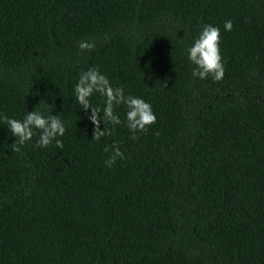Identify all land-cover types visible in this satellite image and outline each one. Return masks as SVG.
<instances>
[{
  "label": "trees",
  "instance_id": "16d2710c",
  "mask_svg": "<svg viewBox=\"0 0 264 264\" xmlns=\"http://www.w3.org/2000/svg\"><path fill=\"white\" fill-rule=\"evenodd\" d=\"M202 23L221 28L218 81L184 53ZM92 65L152 105L138 139L124 105L91 139L72 85ZM43 106L62 147L34 130L14 151L0 122V264H264V0H0V112Z\"/></svg>",
  "mask_w": 264,
  "mask_h": 264
},
{
  "label": "clouds",
  "instance_id": "9594fccd",
  "mask_svg": "<svg viewBox=\"0 0 264 264\" xmlns=\"http://www.w3.org/2000/svg\"><path fill=\"white\" fill-rule=\"evenodd\" d=\"M233 28L231 18L223 21V30L230 32ZM221 28L212 23H202L190 42L184 44V53L191 68V75L201 79L210 76L212 80H221L224 76L225 67L221 55ZM94 43L88 39L77 42L80 50H91ZM103 98V106L93 104V94ZM72 96L80 108L89 110L87 119L93 124L91 139L99 140L101 136L111 134V129L106 128L105 122L115 125L122 123L121 117L114 108L119 105L125 106L124 124L131 134V139H138V135L148 130V125L155 123L157 117L152 105L143 96L126 92L121 85H113L109 76L99 66L92 65L80 70L77 79L72 85ZM0 122L6 125L9 134L14 137L16 143L13 150L18 151L26 142L32 140L34 130L38 133L35 141L37 146H47L54 143L62 147V140L66 122L57 113L53 114L46 106L41 109L28 110L19 118L0 112ZM103 123V127L99 125ZM39 130V131H38ZM104 152H109V146L105 145ZM117 158L124 159V153L118 146L117 141H112L111 151L104 159L106 168H111Z\"/></svg>",
  "mask_w": 264,
  "mask_h": 264
}]
</instances>
